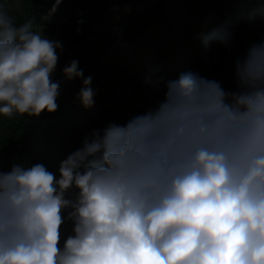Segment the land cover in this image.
Returning <instances> with one entry per match:
<instances>
[{
    "label": "trees",
    "instance_id": "16d2710c",
    "mask_svg": "<svg viewBox=\"0 0 264 264\" xmlns=\"http://www.w3.org/2000/svg\"><path fill=\"white\" fill-rule=\"evenodd\" d=\"M0 264H264V0H0Z\"/></svg>",
    "mask_w": 264,
    "mask_h": 264
},
{
    "label": "rangeland",
    "instance_id": "374dc122",
    "mask_svg": "<svg viewBox=\"0 0 264 264\" xmlns=\"http://www.w3.org/2000/svg\"><path fill=\"white\" fill-rule=\"evenodd\" d=\"M241 163H242V165L245 163V161H241ZM247 170H251L250 169V167H249V165H247ZM214 195L218 198V199H222L223 198V196L225 195V193L224 192H222V191H218V190H214ZM234 197H236L237 198V200L239 201V202H244V197L243 196H234Z\"/></svg>",
    "mask_w": 264,
    "mask_h": 264
}]
</instances>
